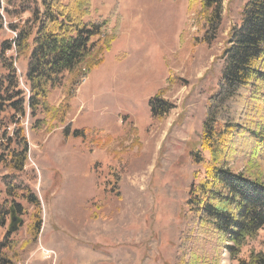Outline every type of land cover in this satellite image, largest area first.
Here are the masks:
<instances>
[{
  "label": "rangeland",
  "instance_id": "374dc122",
  "mask_svg": "<svg viewBox=\"0 0 264 264\" xmlns=\"http://www.w3.org/2000/svg\"><path fill=\"white\" fill-rule=\"evenodd\" d=\"M87 1L83 21L102 24L92 50L97 66L73 88L75 78L65 73L49 92L47 103L57 108L70 90L64 120L42 110L21 117L28 142L23 171L2 162L0 149L4 254L11 264H187V258L188 264H237L208 229L189 221L184 203L189 185L203 175L191 152L200 150L221 53L247 0H223L211 44L201 42L199 8L188 9V0ZM37 3L0 0V138L13 128L8 117L16 115L1 97L8 85L1 47L13 37L9 24L24 22ZM26 64L25 56L14 63L25 91ZM154 96L172 105L160 118L151 117ZM233 169L264 179L262 160L240 158ZM8 183L15 187L11 195L5 192ZM19 187H27L39 205L29 203ZM10 207L21 219L13 233ZM184 231L188 250L177 263ZM259 251L264 229L244 242L239 257Z\"/></svg>",
  "mask_w": 264,
  "mask_h": 264
},
{
  "label": "trees",
  "instance_id": "16d2710c",
  "mask_svg": "<svg viewBox=\"0 0 264 264\" xmlns=\"http://www.w3.org/2000/svg\"><path fill=\"white\" fill-rule=\"evenodd\" d=\"M222 4L223 0H188V9L196 5L199 8L196 24L202 32V43L211 44L215 40L222 20ZM87 11V0H38L29 10L28 19L9 24L13 37L1 47L8 85L1 97L16 115L8 117L13 128L4 129L0 149L4 148L1 161L16 172L23 171L28 156L21 117L27 111L35 116L42 110L51 111L53 116L60 113L58 120H64L70 90L64 92L65 101L57 108L48 105L49 92L61 85L65 73L70 74L71 80L75 78L73 88L98 64L92 50L102 24L84 22ZM6 51H12L13 56L4 57ZM22 56L27 58L26 91L20 88L14 66ZM221 59L216 89L204 108L200 150L191 152L193 163L203 167V175L189 185L184 206L189 221L208 229L237 264H264V251L251 252L245 259L239 257L244 242L264 229V179L233 169L240 158L245 163L264 161V0L245 2L240 22L232 27ZM149 108L152 118H160L172 105L154 96L149 100ZM73 134L78 136V131ZM206 152L208 157L204 155ZM14 189L8 183L5 192L11 195ZM19 190L29 203L39 205L27 187ZM4 214L1 210V220ZM187 237L184 231L177 263L186 258L188 246L185 249L183 246L187 245ZM6 249L7 245L0 241V264H11L4 254ZM189 262L187 258L186 263Z\"/></svg>",
  "mask_w": 264,
  "mask_h": 264
},
{
  "label": "water",
  "instance_id": "95a60500",
  "mask_svg": "<svg viewBox=\"0 0 264 264\" xmlns=\"http://www.w3.org/2000/svg\"><path fill=\"white\" fill-rule=\"evenodd\" d=\"M19 223H21L20 217L17 216L15 209L13 207H10V224L8 227V231L10 233L17 231Z\"/></svg>",
  "mask_w": 264,
  "mask_h": 264
}]
</instances>
